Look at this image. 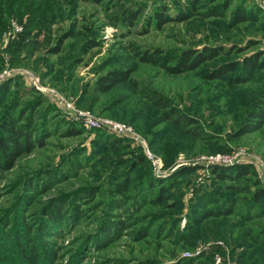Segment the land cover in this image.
Masks as SVG:
<instances>
[{
	"label": "rangeland",
	"instance_id": "1",
	"mask_svg": "<svg viewBox=\"0 0 264 264\" xmlns=\"http://www.w3.org/2000/svg\"><path fill=\"white\" fill-rule=\"evenodd\" d=\"M190 1L0 0V106L31 115L34 132L47 135L44 146L0 173V264H22L18 255L27 243L36 264H264V245L253 240L264 226L262 214L242 221L237 202L231 215L190 223L208 206L200 204L204 192L216 198L211 168L246 165L264 191V123L232 138L253 107H264V65L242 84L206 78L215 65L264 54V0H227L222 17L205 15L213 5L207 0ZM190 4L195 10L187 19L152 24L155 5L175 14ZM235 5L251 10L254 20L230 26ZM126 10L140 11L131 24L121 21ZM203 46L224 54L181 74L168 75L137 56ZM109 69H128L129 80L98 94L94 79ZM143 94L167 107H155ZM60 101L127 125L141 147L84 128L60 110ZM171 108L192 119L202 138L166 120L163 112ZM72 128L76 134L67 135ZM185 167L187 174H177ZM147 177L172 186L167 200L157 202ZM28 180L41 187L34 192ZM53 206L60 217L46 221ZM260 208L264 198L251 211ZM75 209L83 215H72ZM105 219L125 227L106 237L100 232Z\"/></svg>",
	"mask_w": 264,
	"mask_h": 264
},
{
	"label": "trees",
	"instance_id": "2",
	"mask_svg": "<svg viewBox=\"0 0 264 264\" xmlns=\"http://www.w3.org/2000/svg\"><path fill=\"white\" fill-rule=\"evenodd\" d=\"M209 6L206 10L205 15L210 17H222L224 13L228 10L227 0H221L219 3H214L216 0H207ZM155 2V1H154ZM192 4L198 2V0H191ZM192 4L188 5V11L183 13L167 14L164 5H155L150 13V18H152V24L156 28H161L163 24L168 21H178L181 22L190 15L189 11L194 12V8L191 7ZM127 11V10H126ZM124 11L122 13L121 21L123 23L131 24L133 20L136 19L138 13ZM255 16L251 10L243 9L240 6H233L228 12L227 23H230V26L242 23L246 20H254ZM264 28V25H263ZM161 51L154 49L153 53H141L137 56L142 62L147 63L151 66H157L165 71L168 75L170 74H181L186 71H192L200 66L203 62L214 58L216 55L224 54L221 50V47L209 48L202 47L199 50L184 48L178 52L169 51L163 54H160ZM264 65V54H247L246 56L241 57L239 60H233L230 62H223L219 65H215L213 70L209 71L206 74V78L210 80L222 79L228 80L231 84H242L246 83L253 78V74L256 70L261 69ZM235 71V73H233ZM230 73L229 75H226ZM129 70H119V69H109L103 74L97 76L94 79L92 89L95 90L98 94H104L109 92L112 87L115 85L124 83L129 80ZM228 76V77H226ZM144 97L155 107H167L163 101L158 97H152L147 94H143ZM41 102V101H40ZM39 104V101L34 102V106ZM264 105V101H262ZM248 119L245 120L242 124L236 127V132H233V137H238L248 132H255L261 129L264 123V107L255 106L248 113ZM24 116V112L18 111L17 113L12 111L10 107H1L0 106V173L6 170H10L14 165L15 161L23 154H29L35 148H40L44 146V140L47 135L43 133L34 132V126L32 123V116ZM163 117L172 121L173 123L179 125L189 136L199 139L202 135L201 131L197 127L190 125L193 121L190 118L183 116L181 113L175 109H167L163 112ZM76 129L72 128L66 132L67 135L76 134ZM92 131H103L100 129H95ZM202 138V137H201ZM189 168H182L178 173L187 174ZM210 175L213 177V182L218 183L219 187L215 188L214 194L216 198L209 197L207 193L204 196H201L200 204L207 203L208 206L201 208L196 212V215L190 217V223L192 225H197L201 221L205 220L208 217H221L228 216L234 213L235 204L239 202V210L237 211L238 215L241 217L242 221H250L252 218L260 217L262 214L264 216V209H259V211H251L256 207V204L259 200L264 198V191L259 187L256 179L249 178V167L246 165H234L232 167H221V168H211ZM146 180L149 187H156L157 193V202L167 200V192L171 189L170 184L163 183L160 181L158 184H155L156 181L147 177ZM173 184V183H172ZM27 186L31 188L34 192L36 189L41 187L37 182L34 184L27 181ZM30 189V191H31ZM85 196L92 197V192L85 190ZM123 206L124 203L117 204ZM251 208L250 210H248ZM59 208L53 206L49 209L48 215H46V221L53 220L60 217L61 212L58 211ZM126 213L129 210L123 209ZM72 215L75 217L82 216V211L71 210ZM65 215V214H63ZM129 216H126L125 220H128ZM100 232L106 237L110 235L112 228L119 229L125 227L124 223L120 220L109 221L105 219L103 224L100 225ZM146 231L143 232L140 230L136 237L138 239L144 238ZM253 239L258 245H264V226H262L255 234ZM28 246L30 244L27 243ZM27 246V247H28ZM27 247H23L19 251L18 258L22 261V264H36L38 262L37 253L34 248L30 246L29 250ZM183 264V263H176Z\"/></svg>",
	"mask_w": 264,
	"mask_h": 264
},
{
	"label": "built area",
	"instance_id": "3",
	"mask_svg": "<svg viewBox=\"0 0 264 264\" xmlns=\"http://www.w3.org/2000/svg\"><path fill=\"white\" fill-rule=\"evenodd\" d=\"M11 28L13 30L19 29V27L16 24L14 25L13 23H11ZM58 106L60 110L63 113H66L71 120L76 121L86 129L89 130L100 129L105 132L113 133L120 137H124V138L127 137L128 139L134 141L137 145H139V147H141L142 145L137 135H135V133H132V131L127 125L125 126L124 124L111 119L108 120V119H102L98 116H93L86 110H80V109L76 110L66 102L60 101L58 103ZM143 149H144L143 151L145 157L152 164V167L155 168L156 166V164L154 163L155 161L151 158L149 152L144 147Z\"/></svg>",
	"mask_w": 264,
	"mask_h": 264
}]
</instances>
